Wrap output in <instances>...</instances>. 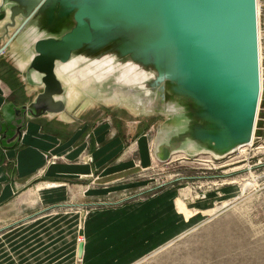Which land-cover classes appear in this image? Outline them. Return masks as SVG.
I'll return each instance as SVG.
<instances>
[{"label": "water", "instance_id": "water-1", "mask_svg": "<svg viewBox=\"0 0 264 264\" xmlns=\"http://www.w3.org/2000/svg\"><path fill=\"white\" fill-rule=\"evenodd\" d=\"M8 54L31 99L2 107L0 151L20 144L30 119L98 104L162 116L152 143L160 164L220 162L253 141L258 0H0Z\"/></svg>", "mask_w": 264, "mask_h": 264}, {"label": "crops", "instance_id": "crops-1", "mask_svg": "<svg viewBox=\"0 0 264 264\" xmlns=\"http://www.w3.org/2000/svg\"><path fill=\"white\" fill-rule=\"evenodd\" d=\"M16 75L19 82L24 84L21 76ZM11 93L0 74V119L5 103L21 104L11 97ZM96 111L101 114L85 118ZM101 115L105 118H101ZM157 116L139 114L120 104H98L83 109L72 118L46 115L30 119L23 130L20 144L14 150L0 152V203L10 200L16 191H22L31 184L25 192L28 194L20 202L26 203L34 196V203L39 199L43 205V200H48L49 196L63 192L70 193L71 201L80 200L83 206L87 205L86 200L92 202L95 198L99 201L119 198L121 201L126 197L121 204L115 202L117 205L85 214L81 261L83 264L140 262L170 242L172 221L182 220L183 225L179 230H183L182 233L188 224L176 209V200L186 198L184 189L169 188L149 194L155 188L156 181L149 176L140 178L142 172L148 174L157 162L153 157L152 143L159 123L151 121ZM87 151L86 159H91V162H78L79 157ZM45 153L56 161L41 172L46 163ZM233 191L234 188L229 186L208 191L204 195L207 198L199 196L195 206L199 210L209 207L214 201L232 195ZM132 194L136 197L143 194L144 197L127 199ZM178 205L185 210L182 202ZM78 213H72L69 217L62 214L58 217L42 216L30 224L25 222L18 229L20 240L23 237L22 241H26L27 233H32V229L37 233L44 223L53 225L55 222L61 223L63 219L72 224L70 229H73L71 234L74 240Z\"/></svg>", "mask_w": 264, "mask_h": 264}, {"label": "rangeland", "instance_id": "rangeland-1", "mask_svg": "<svg viewBox=\"0 0 264 264\" xmlns=\"http://www.w3.org/2000/svg\"><path fill=\"white\" fill-rule=\"evenodd\" d=\"M259 5L263 80L253 143L219 163H207L204 156L194 158L178 155L163 165L155 162L148 174H140V178L149 176L156 181L155 188L149 194L169 188L184 189L186 198L176 200V209L188 224L182 233L183 230L179 231L182 220L172 221L170 242L136 264H264V0H259ZM15 69L9 54L0 58V74L4 84L12 91L11 97L22 104L31 98L26 96L24 84L16 78V74H19L22 79V73ZM95 114L100 115L101 112L89 113L85 118ZM101 118L104 119V115ZM151 121L161 123L163 117L157 116ZM87 156L88 151L79 157L78 162L91 160H87ZM45 158L46 163L41 172L56 161L49 153H45ZM11 161L15 162L14 159ZM31 185L16 191L10 200L0 203V264H83L77 245L81 243L79 238L85 239L82 227L85 214L114 206L115 202L121 204L126 198L121 201L119 198L104 201L95 198L92 202L86 200L87 205L83 206L80 200L72 202L71 194L63 192L49 196L48 200H43V205L39 199L34 203V196L26 203L20 202L28 194L25 192ZM224 186L234 188V193L214 201L209 207L201 210L196 208L195 202L199 196L203 197L206 192L217 191ZM139 197L144 196L132 194L127 199ZM179 202L184 204L185 210H181V206L179 208ZM75 212L80 213L77 214L74 240L71 234L73 229H70L72 224H68L65 219L53 225L44 223L37 233L33 229L32 233H27L26 241H22L23 237L20 240L18 229L23 223L30 224L36 218L48 215L58 217L62 214L69 217ZM51 227L55 228L52 230Z\"/></svg>", "mask_w": 264, "mask_h": 264}, {"label": "bare ground", "instance_id": "bare-ground-1", "mask_svg": "<svg viewBox=\"0 0 264 264\" xmlns=\"http://www.w3.org/2000/svg\"><path fill=\"white\" fill-rule=\"evenodd\" d=\"M259 14H260V5H259V0H258V16H259ZM259 23H260V21H259ZM260 29V28H259ZM259 38H260V30H259ZM260 49H261V44H260ZM262 58V55H261V52H260V59ZM263 80V79H262ZM252 143H253V141L250 143V144H248V145H246V146H251L252 145ZM242 147H245V146H242ZM242 147H241V149H242ZM206 195V194H205ZM211 195V194H210ZM205 197L206 196H204V199H205ZM81 241V240H80ZM82 243V242H81Z\"/></svg>", "mask_w": 264, "mask_h": 264}, {"label": "built area", "instance_id": "built-area-1", "mask_svg": "<svg viewBox=\"0 0 264 264\" xmlns=\"http://www.w3.org/2000/svg\"><path fill=\"white\" fill-rule=\"evenodd\" d=\"M240 149H241V148H240ZM240 149H239V150H240ZM204 159H205L204 161L207 162V163H211V164H212V163H219V162L213 160L211 157H204ZM80 240H81V239L79 238L78 241L81 242Z\"/></svg>", "mask_w": 264, "mask_h": 264}, {"label": "flooded vegetation", "instance_id": "flooded-vegetation-1", "mask_svg": "<svg viewBox=\"0 0 264 264\" xmlns=\"http://www.w3.org/2000/svg\"><path fill=\"white\" fill-rule=\"evenodd\" d=\"M1 58V57H0Z\"/></svg>", "mask_w": 264, "mask_h": 264}, {"label": "trees", "instance_id": "trees-1", "mask_svg": "<svg viewBox=\"0 0 264 264\" xmlns=\"http://www.w3.org/2000/svg\"><path fill=\"white\" fill-rule=\"evenodd\" d=\"M1 152V151H0Z\"/></svg>", "mask_w": 264, "mask_h": 264}]
</instances>
